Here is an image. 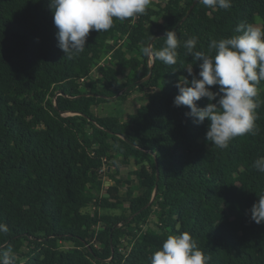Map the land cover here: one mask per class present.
<instances>
[{
	"label": "trees",
	"instance_id": "1",
	"mask_svg": "<svg viewBox=\"0 0 264 264\" xmlns=\"http://www.w3.org/2000/svg\"><path fill=\"white\" fill-rule=\"evenodd\" d=\"M195 1L151 0L144 14L90 32L68 59L50 0H0V254L10 249L14 264H150L168 235L188 232L207 264H264V223L250 218L264 194V173L252 166L264 156V81L256 134L220 150L205 139L208 121L174 106L176 83L192 79L187 67L198 75L199 62L182 46L171 66L141 52L159 33L152 47L162 49L167 30L181 44L196 37L195 51L207 53L241 23L264 29V0L229 9L198 0L188 15ZM118 40L116 65L102 64ZM123 70L137 75L123 82ZM132 91L146 105L125 121L94 113ZM131 164L138 183L120 176ZM152 217L158 226L145 228Z\"/></svg>",
	"mask_w": 264,
	"mask_h": 264
},
{
	"label": "clouds",
	"instance_id": "2",
	"mask_svg": "<svg viewBox=\"0 0 264 264\" xmlns=\"http://www.w3.org/2000/svg\"><path fill=\"white\" fill-rule=\"evenodd\" d=\"M212 9H229L232 0H199ZM151 0H50L53 21L58 29V47L68 59H73L85 50L92 31L103 32L112 28L114 19L124 21L146 12ZM229 38L211 40L208 52L195 51L197 38L178 40L176 31L167 30L165 46L155 50L149 42L141 49L150 60L155 59L166 65L177 63L178 48L183 47L198 63L199 73L187 67L192 79L181 76L176 83L179 94L174 106H187L186 116L197 125L208 121L205 139L217 149L229 147L230 142L246 134H256L258 85L264 81V29L252 23L239 24ZM214 53V54H213ZM211 86H218L212 91ZM207 98L204 107L197 102ZM254 169L264 173V156L257 158ZM250 218L256 224L264 223V194L250 209ZM7 228L0 225V232ZM7 252L0 254V264H14V257ZM208 258L198 248L192 235L183 232L168 235L162 247L150 257V264H207Z\"/></svg>",
	"mask_w": 264,
	"mask_h": 264
},
{
	"label": "rangeland",
	"instance_id": "3",
	"mask_svg": "<svg viewBox=\"0 0 264 264\" xmlns=\"http://www.w3.org/2000/svg\"><path fill=\"white\" fill-rule=\"evenodd\" d=\"M121 42V40L119 41H114V43H111V50L109 52V54H107V56L104 58L103 63L108 62V61H112L113 65H116V62L112 60L111 56H112V52L115 48L116 45H118ZM152 61V59H151ZM136 73L130 70H123V77L122 80L123 82L127 81L128 77H136ZM188 77V76H186ZM189 79V77H188ZM140 93L138 91H132V94L129 96V98L127 100H121L118 99L119 96H117L116 98H114L115 100H112L110 102H106L103 103L97 107H95L93 109L94 113L97 116L100 117H106V116H117L119 117L121 120L125 121L128 116L134 112H136L138 110L139 107L141 106H145L146 104L140 99ZM71 113H65V115H70ZM136 169V166L134 164L131 165H127V166H123L121 168L120 171V176L121 177H127L129 179H131L132 181L138 183V179L136 178V176L133 173V171ZM104 179L106 180V183L108 185H110L111 182L109 177L104 176ZM124 190V189H123ZM149 223L147 225H145L144 227L146 228L149 225H153V226H158V224L156 223V219L154 217H152L151 219H148ZM64 245L66 246H70V243H66L64 242Z\"/></svg>",
	"mask_w": 264,
	"mask_h": 264
},
{
	"label": "water",
	"instance_id": "4",
	"mask_svg": "<svg viewBox=\"0 0 264 264\" xmlns=\"http://www.w3.org/2000/svg\"><path fill=\"white\" fill-rule=\"evenodd\" d=\"M198 2V0H196L195 1V3H194V5L190 8V10H189V12H188V15H190V13L192 12V10H193V8H194V6H195V4ZM187 18V17H186ZM182 22V21H181ZM163 34L162 33H159V34H157L155 37H153V39L150 41V43L151 44H153V42H154V40L156 39V38H158V37H160V36H162ZM154 58V57H153ZM145 79H143L142 81H144ZM60 94V93H59ZM71 114H79L78 112H74V113H72V112H70ZM159 174V173H158ZM155 195H156V193H155ZM155 195H154V197H155Z\"/></svg>",
	"mask_w": 264,
	"mask_h": 264
}]
</instances>
